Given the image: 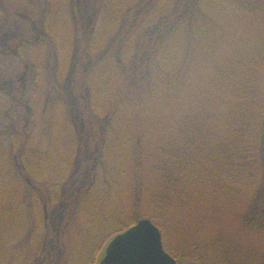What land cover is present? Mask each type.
Listing matches in <instances>:
<instances>
[{
    "label": "rangeland",
    "instance_id": "rangeland-1",
    "mask_svg": "<svg viewBox=\"0 0 264 264\" xmlns=\"http://www.w3.org/2000/svg\"><path fill=\"white\" fill-rule=\"evenodd\" d=\"M253 108L264 0H0V264H101L141 220L180 264H264Z\"/></svg>",
    "mask_w": 264,
    "mask_h": 264
},
{
    "label": "water",
    "instance_id": "water-1",
    "mask_svg": "<svg viewBox=\"0 0 264 264\" xmlns=\"http://www.w3.org/2000/svg\"><path fill=\"white\" fill-rule=\"evenodd\" d=\"M102 264H177L165 252L160 230L149 220L118 235L108 246Z\"/></svg>",
    "mask_w": 264,
    "mask_h": 264
},
{
    "label": "trees",
    "instance_id": "trees-1",
    "mask_svg": "<svg viewBox=\"0 0 264 264\" xmlns=\"http://www.w3.org/2000/svg\"><path fill=\"white\" fill-rule=\"evenodd\" d=\"M194 2H195V0H194ZM145 58L146 57H143L141 59L140 70L144 71L146 74L149 70V67H151V66H148V64H149V62H151V60H146ZM147 61H148V64H147ZM244 110L245 109L243 108V111ZM248 110L250 111V109H248ZM254 110H255V108H253V111H251L252 117L249 119H245L246 122L249 121V124L246 127L247 133L244 132L242 134L243 136L241 137V138H244V140L246 139L248 141L246 144H248L250 141L252 142V144H250L248 146L247 151L244 148H241L239 150V152L241 154L245 153V157H243V158L246 161L244 164H242L244 166L240 165L238 167V171L240 170V168L246 170L244 172L249 175L251 180H258V178L262 176L263 182H264V117L262 119H258L259 121H256V119L254 118V115H253V113H255ZM242 120L244 121V119H242ZM246 144L244 146H247ZM250 150L252 151L251 154H249V156H246V153L249 152ZM136 223L134 222L132 225L125 227L117 235L127 231L128 229L133 227ZM163 244H164L165 250L173 258H175L179 262L176 255L171 253L170 251H168L166 249L165 242H164V236H163ZM232 248H230L231 250L228 248H224L225 249L224 252L221 251L220 253H217L214 256L209 257L208 259H205L204 261L194 260L195 264H236L233 259H241V261L243 259H247V260H250L251 262H253L254 264H261L262 263V261H261V259H259L258 255L251 254L250 252L246 253V252H244V250L241 253L236 252V251H238L239 248L236 250H233ZM179 264H180V262H179Z\"/></svg>",
    "mask_w": 264,
    "mask_h": 264
}]
</instances>
